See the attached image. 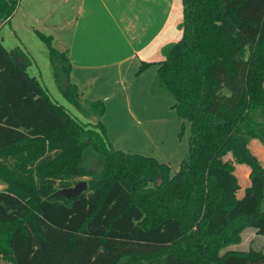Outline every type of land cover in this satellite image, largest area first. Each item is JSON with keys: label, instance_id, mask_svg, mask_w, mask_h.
<instances>
[{"label": "trees", "instance_id": "1", "mask_svg": "<svg viewBox=\"0 0 264 264\" xmlns=\"http://www.w3.org/2000/svg\"><path fill=\"white\" fill-rule=\"evenodd\" d=\"M182 5V36L164 48L154 85L173 98L180 136L188 124V153L175 174L108 143L103 101L81 99L67 53L50 36L37 32L55 81L96 124L55 102L28 74L25 53L0 41V260L264 264V251L230 248L247 227L264 237V166L249 147L254 140L264 147V0ZM15 9L14 0H0V19ZM151 65L143 62L138 74ZM88 150L97 156L88 159ZM90 159L102 161L100 172H89ZM235 164L249 168L245 189ZM84 178L81 195H55Z\"/></svg>", "mask_w": 264, "mask_h": 264}, {"label": "crops", "instance_id": "2", "mask_svg": "<svg viewBox=\"0 0 264 264\" xmlns=\"http://www.w3.org/2000/svg\"><path fill=\"white\" fill-rule=\"evenodd\" d=\"M22 3V31L17 26L14 29L18 41L13 48H22L31 64L38 61L33 45L41 50L47 72L43 79L50 80V84H45L50 95L59 94L68 102L55 81L49 47L37 32L50 36L56 49L66 51L72 66L70 81L77 86L83 101L101 100L106 112L120 106L134 114L130 117L135 127L145 130L158 117L162 118L164 110L160 112L154 85L158 63L165 58L164 48L182 36L179 28L183 20L182 0H24ZM4 40L3 37L1 42ZM143 62L152 65L138 74ZM57 103L86 123L94 125L98 121L88 114L84 116L83 112L78 114L69 102L66 105L57 99ZM4 188L0 183V190Z\"/></svg>", "mask_w": 264, "mask_h": 264}, {"label": "rangeland", "instance_id": "3", "mask_svg": "<svg viewBox=\"0 0 264 264\" xmlns=\"http://www.w3.org/2000/svg\"><path fill=\"white\" fill-rule=\"evenodd\" d=\"M22 1L24 0H14L16 9L13 15L9 18L11 22H8L7 20V22L4 23L0 19V41L3 40V37L5 38L2 44L8 50L11 49L10 47L13 48L15 42L18 41L13 34L16 26L22 31L21 16L24 11ZM17 34L20 33L17 32ZM33 47L35 48L33 52H35L36 55L34 56L38 61L35 59L37 62L35 63V61H33L29 69L27 68V72L30 76L36 77L43 86H46L50 84V80L43 79L44 76L47 75L46 65L42 60L43 55L40 49L34 45ZM16 48L20 47H15L12 50H15ZM52 94V98L55 96L64 104H68V102H65L62 97H59V94ZM156 96L159 97V108H161L160 112L162 110H164V112H162V118L158 117L157 121L152 123V125L149 126L147 130H145L144 127H135L134 121L130 117V114H134L132 112H127L126 109L120 106L114 111L112 109L106 112L105 109L104 114L101 116V120L105 115V112L106 115L104 116L103 122L101 123L105 128L104 135L106 140L108 143L110 142L112 144L115 150H120L130 154L154 157L159 162L168 165L171 168V174H175L179 171L181 162L188 153V124L184 134L180 136L182 121L178 118L177 112H175V110L171 107V105L174 104L173 98L168 95L158 93H156ZM57 99H54L56 100L55 102H57ZM78 114L82 113L80 112ZM83 115L85 116L86 113H83ZM146 133L148 134V138H146ZM249 147L251 151L260 159L264 166V147L262 144L259 141L254 140L250 143ZM86 156L89 159L90 157H96L97 155H95L91 150H88L86 152ZM231 157L232 156L229 154L226 158L233 160ZM88 167L89 169H96L94 173H97L102 170L103 163L99 160L90 159L88 160ZM235 169L236 174L240 179L242 188L245 189L250 184L249 168L244 165L235 164ZM88 179L89 178H84L81 181H88ZM242 193L243 190L239 192V196H241ZM230 248L239 251H249L250 249L264 251V237L258 236L255 229L247 227L242 233L241 242L238 244H233ZM0 264L10 263L0 260Z\"/></svg>", "mask_w": 264, "mask_h": 264}, {"label": "water", "instance_id": "4", "mask_svg": "<svg viewBox=\"0 0 264 264\" xmlns=\"http://www.w3.org/2000/svg\"><path fill=\"white\" fill-rule=\"evenodd\" d=\"M96 169H90L89 172L94 173ZM158 184H161V179L158 180ZM88 188L87 181H80L75 186L70 188H65L59 190L57 193H55L56 196H61L66 199H73L79 195H81L83 192H85Z\"/></svg>", "mask_w": 264, "mask_h": 264}]
</instances>
